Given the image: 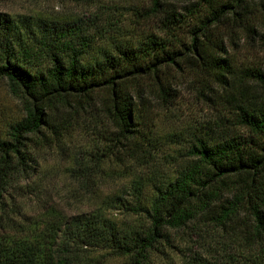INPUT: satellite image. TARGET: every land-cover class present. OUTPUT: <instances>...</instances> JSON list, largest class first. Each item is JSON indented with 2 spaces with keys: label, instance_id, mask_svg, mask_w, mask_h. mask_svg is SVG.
I'll return each instance as SVG.
<instances>
[{
  "label": "trees",
  "instance_id": "16d2710c",
  "mask_svg": "<svg viewBox=\"0 0 264 264\" xmlns=\"http://www.w3.org/2000/svg\"><path fill=\"white\" fill-rule=\"evenodd\" d=\"M148 1L155 16L165 12L157 32L89 63L80 28L0 12V82L21 112L0 129V264H152L178 248L181 231L216 263L264 264V72L239 59L243 37L264 39L260 12L247 0ZM172 1L185 6L163 10ZM183 82L213 115L189 124L172 175L124 180L89 214L19 203L37 197L33 149L63 139L83 114L100 118L103 133L76 180L107 162L154 168L158 113Z\"/></svg>",
  "mask_w": 264,
  "mask_h": 264
},
{
  "label": "rangeland",
  "instance_id": "374dc122",
  "mask_svg": "<svg viewBox=\"0 0 264 264\" xmlns=\"http://www.w3.org/2000/svg\"><path fill=\"white\" fill-rule=\"evenodd\" d=\"M247 2L251 4L253 12H260L257 31L264 35V0ZM184 6V3L172 1L163 10L177 8V11H181ZM150 8L148 0H0V12L12 17L31 16L46 21L53 20L59 26L70 25V29L75 32L80 28V32L89 38L84 63L111 52L115 45L133 43L146 32H157L165 12L155 16ZM75 42L81 43L80 39ZM241 46L239 59L254 63L264 72V39H259L254 34L250 40L243 37ZM195 87L196 85L183 82L177 88L179 97L175 104L167 110L160 109L156 132L162 146L157 152V164L154 168L148 171L141 167L119 169L107 162L95 168L97 172L93 176L76 180L75 171L79 169L78 166L93 165L90 156L99 154V133H103L100 118L83 114L63 139L44 148L33 149L38 162V173L30 188L37 197H31V202L21 199L19 203H26L31 207L36 199L42 198L48 204V212L66 216L89 214L98 207H104L103 203L108 195L119 194L120 184L124 180L143 177L146 172H154L160 178L172 175L175 158L180 154L182 144H185L189 124H202L213 115L206 104L196 100ZM20 116L16 99L9 94L4 82H0V129L4 130ZM22 196L20 192V197ZM111 211L120 213L117 210ZM26 212L29 213L30 208ZM115 216L120 221L124 219L120 214ZM193 241L188 233L181 231L178 234V248L167 251L152 264H224L223 259L216 263L203 249L195 247ZM195 252L201 258L200 262L193 260ZM105 264H123V261L108 259Z\"/></svg>",
  "mask_w": 264,
  "mask_h": 264
}]
</instances>
